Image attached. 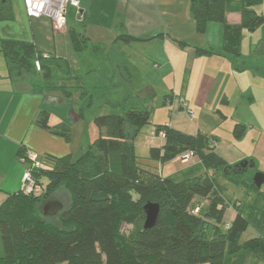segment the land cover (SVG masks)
Masks as SVG:
<instances>
[{
  "label": "trees",
  "instance_id": "1",
  "mask_svg": "<svg viewBox=\"0 0 264 264\" xmlns=\"http://www.w3.org/2000/svg\"><path fill=\"white\" fill-rule=\"evenodd\" d=\"M231 1L240 3L241 21L237 25L225 20ZM262 1L190 0V12L199 28L210 22L222 24V49L238 58L242 30L253 31L264 24V13L253 9ZM70 37L74 49L84 46L81 35L73 32ZM119 38L132 39L129 35ZM0 51L6 59L8 76L33 75L39 82L34 85L37 92L58 91L70 98L79 88L83 89L82 97H88L89 87L71 83L79 78L72 79L70 72L55 74L66 62L38 52L32 43L4 40ZM126 97L114 102L104 100V104L121 112L94 116V125L104 128L105 133L83 147L73 162L49 153L40 157L35 154L39 166L28 157L32 152L20 146L16 156L23 159L42 190L33 195L20 189L0 205V264H220L224 253L241 250L255 253L264 264L263 237L240 243L249 221L240 202L223 192L214 178L216 167L225 162L212 151V142L204 153L199 136L167 124L154 125L153 131L163 130L164 137L161 145L150 147L152 160L163 164L191 150L206 174L172 178L146 171L137 163L133 141L148 123L149 112L134 106L126 108ZM48 119V112L42 110L35 124L66 136L63 125L53 129ZM42 177L48 179L46 186ZM60 186L69 193L68 206L54 216H44L42 207L51 200L48 194ZM194 198L208 201L201 204ZM146 202L159 204L157 222L149 229L143 227ZM228 206L234 208L235 216L223 226ZM127 225L131 226L128 233L123 231Z\"/></svg>",
  "mask_w": 264,
  "mask_h": 264
},
{
  "label": "crops",
  "instance_id": "2",
  "mask_svg": "<svg viewBox=\"0 0 264 264\" xmlns=\"http://www.w3.org/2000/svg\"><path fill=\"white\" fill-rule=\"evenodd\" d=\"M21 4L23 15L21 20L28 27V33H24L22 38H19L20 41L32 43L38 52L58 58L60 62H67L74 69L73 71H76L70 75L72 79L73 77L81 79L82 76L90 78L91 73L96 71L103 72L110 81L115 76L127 79L131 73L129 68L146 69L143 63L145 61L150 63L155 59L161 64L153 62V66L149 65L147 69L165 76L174 71L176 74L177 70H181L182 63L184 72L188 73L189 78H198L202 84L207 81L210 83L212 79L216 81L218 76L219 78L222 76L224 82L219 96H223L225 105L229 104L230 93L226 81L231 76L258 79L260 87L264 90V56L257 54V50L254 53L249 52L251 56L247 55L246 52H242L241 43L240 57L236 58L224 52L222 24L210 22L199 28L190 12V0H80L78 10L73 7L67 9L62 25L53 24L46 18L28 17L22 1ZM14 10L18 11L14 8L12 0H0V12L4 11L3 18L6 20L14 18ZM239 10V2L236 6L226 7L227 24L240 23ZM87 26L95 27L97 31L100 28L110 30L109 33L116 35V38L108 44L102 35L99 36L101 31L98 36L90 34L86 30ZM244 31L243 29L242 33ZM73 32L85 39L84 46L79 50L73 47L70 37V33ZM119 35H129L132 39L126 41L119 38ZM179 47L182 50L187 49L185 59H181ZM112 48L114 50H111ZM112 51L116 56H111ZM133 52L137 54V58H133ZM103 74H100V77ZM79 81L74 80L71 83L75 85ZM35 83L39 82L29 73L9 77L6 59L4 66L0 65V205L9 194L21 189L27 165L17 158L18 149L23 145L34 153L33 144L23 139L21 134L25 129H30L33 120L35 122L38 113L42 110L48 112V122L51 125L50 104L53 106L54 102H57L55 105H61L63 108L70 104V98L62 97L58 91L37 92L34 89ZM246 91L252 93L250 89ZM183 100L186 103V100ZM217 111L221 118H226L223 108L220 107ZM40 129L35 124L33 135L39 134ZM159 140L161 145L162 139ZM211 142L212 151L215 153L216 146L214 141ZM180 160L174 158L168 161L171 164L176 162L185 164L178 169L175 178H191L206 174L205 167L197 156L187 161ZM224 175L223 179L226 183L218 181L217 184L229 197L238 200L242 209L245 199L249 198V192L242 189L243 193H238L240 190L238 180L232 179L226 173ZM194 201L206 204L208 200L194 198ZM259 204L257 201L256 205ZM257 212L264 215V207ZM234 216V208L226 207L221 224L223 226L230 224ZM258 236L264 238V230H261Z\"/></svg>",
  "mask_w": 264,
  "mask_h": 264
},
{
  "label": "rangeland",
  "instance_id": "3",
  "mask_svg": "<svg viewBox=\"0 0 264 264\" xmlns=\"http://www.w3.org/2000/svg\"><path fill=\"white\" fill-rule=\"evenodd\" d=\"M21 1L12 0L14 8L18 9L13 12L15 19L6 20L3 18L4 11L0 12V45L3 40L20 41L19 38H22L24 33H28V27L21 20L23 18ZM237 4L238 1L229 2V6ZM253 9L258 14L264 12V1L255 4ZM86 30L96 36L101 31L99 36L102 35L108 44L116 38V35L109 33L110 30L106 31L100 28L97 31L95 27L91 26H87ZM240 43L242 52H246L247 55L249 52L254 53L257 50V54L264 56V24L253 31L245 30L241 33ZM179 48L181 59H185L187 49ZM110 54L112 57L116 56L113 51ZM132 55L133 58L138 57L135 52ZM111 56L109 57L111 58ZM153 62L160 63L153 59L150 63L145 61L143 66L146 65L148 68L149 65L153 66ZM66 63H62L61 68L55 70L56 75L61 76L68 72L73 74L74 69ZM4 64V55L0 51V65L4 66ZM147 68L137 67V70L129 68L131 73L129 76L127 75V79L115 76L111 81L105 77L103 72L91 73L90 78L85 74L86 77L82 76L76 85L89 87L88 97L83 98V89L77 88L70 96L68 107L63 108L58 104L56 106L57 102H54L53 106L50 104L51 126L57 123L63 125L66 136L50 130L41 131V129L38 130L39 134L33 135L35 127L33 120L30 129H25L21 137L33 144L35 148L33 152L39 157L49 153L73 162L79 157L83 147L92 145L99 135L105 133L104 128L94 125V116L121 112V109L104 104V100L108 99L114 102L127 95V99L124 101L126 108L134 106L149 112L148 123L139 130L133 141L138 165L146 171L168 175L172 178L176 177L178 169L185 165L180 162L174 164L168 162L163 165L150 158V147L161 143L158 136L151 140L150 134L154 125L169 124L185 134L199 136L204 143L201 148L204 153L208 152L211 141H214L215 153L221 156L225 162V164L216 167L215 180L225 184L223 177L226 173L232 179L238 180V187H240L238 193H243L241 190L245 191L246 189L250 194L242 206L249 225L241 235L240 243L258 236L259 232L264 230V215L257 212L264 207V184L260 188H256L252 179L255 172H264V90L260 87L259 80L231 76L226 81L230 93L228 94L229 104L225 105L223 96H219L224 82L222 76L220 78L218 76L216 81L212 79L210 83L207 81L202 84L198 78H189L188 73L184 72L183 63L181 70H177L176 74L174 71L166 76ZM100 74L103 75L100 77ZM79 76L81 77V75ZM248 88L252 90V93L246 91L249 90ZM216 97L218 98L215 99ZM183 99L186 100L184 109L181 107ZM220 107L225 110V119L221 118L217 111ZM60 119L63 121H59ZM57 125L52 128L54 129ZM242 159L254 160V168H249L246 172L239 174L231 171L235 162ZM227 166L228 171L226 170ZM41 180L46 186L48 179L42 177ZM48 195V199L61 202L63 209L68 206L70 196L64 186H60ZM257 201L260 203L259 205H256ZM255 207H257V211L254 210ZM130 228L131 226L127 225L123 231L128 233ZM220 264H262V262L255 253L241 250L231 254L224 253Z\"/></svg>",
  "mask_w": 264,
  "mask_h": 264
},
{
  "label": "built area",
  "instance_id": "4",
  "mask_svg": "<svg viewBox=\"0 0 264 264\" xmlns=\"http://www.w3.org/2000/svg\"><path fill=\"white\" fill-rule=\"evenodd\" d=\"M22 3L28 17L33 19L46 18L51 23L56 25L63 24L68 7H73L78 10L80 6V0H22ZM36 68L39 69V65L37 62ZM181 104L184 106L185 102L182 101ZM150 136L151 140L155 136H158L160 137V139H163L164 131L159 130L157 133L152 131ZM193 156L194 152L189 150L180 154L176 158L181 159L183 161H187ZM28 157L33 161H36L37 158L36 155L33 153H29ZM35 164L39 166L41 165L38 161H36ZM21 189L24 193H29L33 195H39L41 193V185L35 182L28 169H26L23 174Z\"/></svg>",
  "mask_w": 264,
  "mask_h": 264
},
{
  "label": "water",
  "instance_id": "5",
  "mask_svg": "<svg viewBox=\"0 0 264 264\" xmlns=\"http://www.w3.org/2000/svg\"><path fill=\"white\" fill-rule=\"evenodd\" d=\"M255 163L251 159H242L232 166L234 173L239 174L246 172L249 168H254ZM253 184L256 188H260L264 184V172H255L253 174ZM63 205L57 200H50L46 202L42 207V212L44 216H54L59 211H61ZM143 211L145 218L143 221V227L145 229L152 228L156 222L159 215V204L155 202H146L143 205Z\"/></svg>",
  "mask_w": 264,
  "mask_h": 264
}]
</instances>
